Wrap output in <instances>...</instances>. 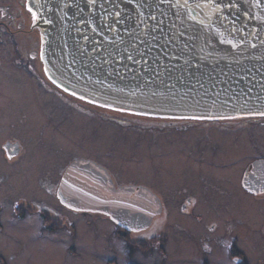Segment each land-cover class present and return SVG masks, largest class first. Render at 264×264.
Segmentation results:
<instances>
[{
	"label": "water",
	"instance_id": "95a60500",
	"mask_svg": "<svg viewBox=\"0 0 264 264\" xmlns=\"http://www.w3.org/2000/svg\"><path fill=\"white\" fill-rule=\"evenodd\" d=\"M58 85L125 112L220 119L264 115V0H27ZM59 195L146 229L160 212L144 187L116 188L75 162Z\"/></svg>",
	"mask_w": 264,
	"mask_h": 264
},
{
	"label": "flooded vegetation",
	"instance_id": "af4514ba",
	"mask_svg": "<svg viewBox=\"0 0 264 264\" xmlns=\"http://www.w3.org/2000/svg\"><path fill=\"white\" fill-rule=\"evenodd\" d=\"M37 24V14L27 0H0L1 78L10 75L4 69L9 65L16 69L13 71L17 75H26L42 95L49 98L45 110L50 111L51 118L56 104L60 103L69 116L76 111L96 120L111 119L119 126L130 125L140 132L154 133L158 138L164 134L171 138L175 133H181L183 142L175 145L179 147L178 167L182 168L177 172L178 176L173 177L170 162H165L168 155L163 154L160 173L155 177L160 179L161 187L148 183H119L110 170L97 161L73 156L61 171L59 180L51 183L48 189L55 196L49 200L50 205L19 198L13 208L15 217L20 218L19 221L29 215L39 217L37 237L40 239L57 236L63 239L61 233L66 234L70 243L64 254L71 258L80 254L74 239L79 234L76 219L90 221L94 218L112 227V237L108 238L106 246L108 250L115 251L110 247L112 243L123 248L122 256L115 252L113 258L107 259L108 264H120V261L138 264L139 257L154 258L155 255L158 264H172L171 260L176 258L193 261L185 264H264V260L257 259L264 251L260 245L264 244V139L253 134L250 146L244 135L246 131L251 132L264 125V115L220 119L158 117L115 110L91 102L67 91L50 76L43 58L44 39ZM1 78L0 126L6 129L9 121L11 125L16 123L17 129L10 131L11 135L1 141L0 157L13 161L28 152L32 157H41L43 150L39 141H42L44 133L36 136L37 127L26 119L28 115L19 104L9 105L11 110L4 107H8L5 97L8 87L4 86ZM197 133L195 140L186 139ZM31 144L32 150L29 151ZM161 150L167 153L169 143H161ZM82 160L102 167L116 188L139 186L156 195L160 212L153 217L151 224L143 230L128 229L105 212L76 208L59 198L64 175L75 162ZM149 177V181L156 180ZM250 203L252 208L248 206ZM254 208L262 217L260 223L257 222L260 215H251ZM5 210L6 205L0 199V233L5 230ZM68 214L76 219H70ZM54 242L50 240L48 245ZM257 248L261 251L255 258L253 251ZM61 252L55 249L53 254ZM0 264H8L2 252Z\"/></svg>",
	"mask_w": 264,
	"mask_h": 264
},
{
	"label": "rangeland",
	"instance_id": "374dc122",
	"mask_svg": "<svg viewBox=\"0 0 264 264\" xmlns=\"http://www.w3.org/2000/svg\"><path fill=\"white\" fill-rule=\"evenodd\" d=\"M4 69L10 73V75L0 77L3 79L4 86L8 87L7 92H5L8 107H4L11 110L12 107L9 106L11 104L22 106L24 114L28 115L26 119H30L37 127L36 136L40 137L42 133L44 135L42 141H39L43 150L41 157H32L30 152L13 161L0 157V199L6 205L3 215L5 230L0 233V252H2L8 264H108L107 259L113 258L115 252L122 256L123 252L121 251L123 248L119 245L111 242L113 245H110V247L115 251L108 250L109 248L106 247L107 241L109 242L108 238L112 237V227L103 220L97 222L94 218H91L90 221H83L71 218V215L68 214L70 219L77 220L79 226V234L74 239L80 254L76 258H71L70 255L64 254L70 243V238L66 234L61 233L60 236L63 235V239H59V236L54 237V239L38 238L39 217L29 215L21 218L22 222L19 221L20 218L15 217L13 212L14 204L19 198H27L32 200L33 203L36 201L40 204L50 205L49 200H53L55 196L48 189L51 183L54 184L59 180L61 171L73 156H83L97 161L108 168L119 183H148L149 185H159L161 187L160 179L155 177H157V173H160L161 156L163 154L168 155L165 162H170L169 167L174 172L173 177H177V172L182 168L178 167L177 150L179 147L175 145L183 142L181 133H175L171 138H167L165 134L158 138L154 133L140 132L132 129L130 125L119 126L111 119L96 120L76 111L71 112L69 116V112L60 107V103L56 104V110H53L54 113L51 118L50 111L45 110V107L49 105V98L42 95L41 90L36 87L35 83L30 81L26 75H17L13 71H16V69H12L10 65ZM12 71L13 73H11ZM2 76L4 75L2 74ZM13 120L15 122V119ZM7 123L9 124L6 129L0 126V143L11 135L10 131L17 129L16 123H13V125L9 121ZM253 134L263 140L264 125L258 126L251 132L246 131L244 133L250 146H252ZM198 135L199 133L191 134L186 139L192 138V140H195ZM161 143L163 145L169 143L167 153H163L161 150ZM32 146L33 144L29 147V151L32 150ZM152 155L156 157L151 159ZM172 165H176L178 168ZM149 176L154 177L156 180L149 181ZM58 196L60 198L59 191ZM248 206L249 208L253 207L251 203ZM56 208L58 210V207ZM250 212L252 216L253 214L256 217L260 215L255 208ZM261 219L260 215L257 222L260 223ZM23 220L25 221L23 222ZM243 230L247 229L243 227ZM50 240L56 243L48 245ZM260 245L264 249V244ZM85 246L88 248H85ZM55 249L62 250L61 254L54 255ZM87 249H89V252H86ZM260 251L258 248L253 251L256 255L255 258L258 257L257 254ZM52 255L53 258H51ZM155 256L154 258L141 256L137 259L138 264H158ZM257 259L264 260L263 250ZM171 261L172 264L193 262L192 260L179 258ZM254 263H256V259ZM120 264L124 263L120 261Z\"/></svg>",
	"mask_w": 264,
	"mask_h": 264
}]
</instances>
